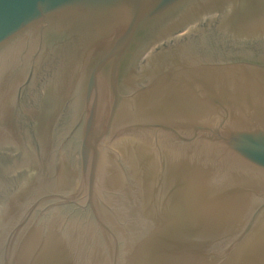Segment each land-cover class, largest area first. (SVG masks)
Here are the masks:
<instances>
[{
    "label": "water",
    "instance_id": "95a60500",
    "mask_svg": "<svg viewBox=\"0 0 264 264\" xmlns=\"http://www.w3.org/2000/svg\"><path fill=\"white\" fill-rule=\"evenodd\" d=\"M0 264H264V0H0Z\"/></svg>",
    "mask_w": 264,
    "mask_h": 264
}]
</instances>
